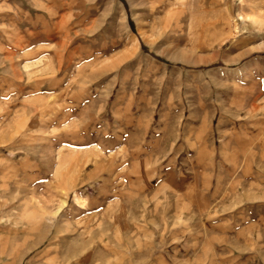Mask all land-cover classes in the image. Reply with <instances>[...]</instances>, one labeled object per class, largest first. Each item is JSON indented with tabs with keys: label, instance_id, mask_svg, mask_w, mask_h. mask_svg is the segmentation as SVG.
Wrapping results in <instances>:
<instances>
[{
	"label": "rangeland",
	"instance_id": "1",
	"mask_svg": "<svg viewBox=\"0 0 264 264\" xmlns=\"http://www.w3.org/2000/svg\"><path fill=\"white\" fill-rule=\"evenodd\" d=\"M0 264H264V0H0Z\"/></svg>",
	"mask_w": 264,
	"mask_h": 264
}]
</instances>
